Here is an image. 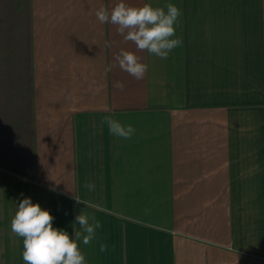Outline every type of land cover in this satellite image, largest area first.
Returning <instances> with one entry per match:
<instances>
[{
    "label": "crops",
    "instance_id": "0c3cea01",
    "mask_svg": "<svg viewBox=\"0 0 264 264\" xmlns=\"http://www.w3.org/2000/svg\"><path fill=\"white\" fill-rule=\"evenodd\" d=\"M32 2L37 167H0V264H24L11 220L27 197L70 235L82 211L101 223L87 264H264V0H127L182 10L166 60L97 20L120 0Z\"/></svg>",
    "mask_w": 264,
    "mask_h": 264
},
{
    "label": "clouds",
    "instance_id": "9594fccd",
    "mask_svg": "<svg viewBox=\"0 0 264 264\" xmlns=\"http://www.w3.org/2000/svg\"><path fill=\"white\" fill-rule=\"evenodd\" d=\"M97 20L104 24L117 26V32L125 43L132 42L136 49L147 52L162 60L182 46V38L177 32L180 27L182 10L174 3L164 7H153L151 3L142 6H132L127 0H120L111 10L101 7L96 11ZM106 47L111 42L106 41ZM119 68L136 80H142L148 71V66L135 53L121 50L115 57ZM116 64L106 67L111 72ZM117 88L123 89V82H117ZM104 124L109 133L122 139H131L136 129L131 125H123L111 116L104 117ZM92 190L94 185L86 184ZM77 199V198H76ZM78 202H81L77 199ZM55 217L33 203L30 197L17 203V211L11 220V231L23 240L22 259L24 264H87V258L80 245H88L96 238L97 229L102 227L95 217H89L82 211L76 217L72 235L67 230L54 227ZM101 246V251H105Z\"/></svg>",
    "mask_w": 264,
    "mask_h": 264
},
{
    "label": "trees",
    "instance_id": "16d2710c",
    "mask_svg": "<svg viewBox=\"0 0 264 264\" xmlns=\"http://www.w3.org/2000/svg\"><path fill=\"white\" fill-rule=\"evenodd\" d=\"M32 13V0H0V167L26 176L37 167Z\"/></svg>",
    "mask_w": 264,
    "mask_h": 264
}]
</instances>
